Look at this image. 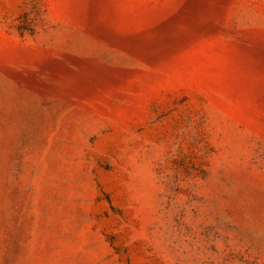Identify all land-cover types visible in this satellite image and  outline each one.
<instances>
[{
	"label": "rangeland",
	"instance_id": "374dc122",
	"mask_svg": "<svg viewBox=\"0 0 264 264\" xmlns=\"http://www.w3.org/2000/svg\"><path fill=\"white\" fill-rule=\"evenodd\" d=\"M0 264H264V0H0Z\"/></svg>",
	"mask_w": 264,
	"mask_h": 264
}]
</instances>
